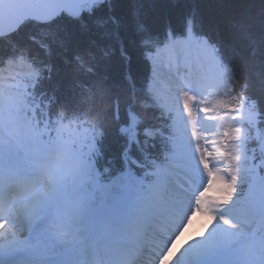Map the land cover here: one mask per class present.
Returning a JSON list of instances; mask_svg holds the SVG:
<instances>
[{
    "label": "trees",
    "instance_id": "1",
    "mask_svg": "<svg viewBox=\"0 0 264 264\" xmlns=\"http://www.w3.org/2000/svg\"><path fill=\"white\" fill-rule=\"evenodd\" d=\"M189 30L221 58V105L243 109L247 159L229 187L248 195L264 184V0H92L78 17L27 19L0 37V64L24 55L36 69L25 80L30 113L52 127L73 118L92 127L93 167L104 182L96 202H114L127 178L142 187L144 175L177 157L178 123L152 92L148 50ZM146 126L159 131L148 136Z\"/></svg>",
    "mask_w": 264,
    "mask_h": 264
},
{
    "label": "rangeland",
    "instance_id": "2",
    "mask_svg": "<svg viewBox=\"0 0 264 264\" xmlns=\"http://www.w3.org/2000/svg\"><path fill=\"white\" fill-rule=\"evenodd\" d=\"M163 49L164 48L162 47L161 49L157 50L155 52V55L152 57L153 66L155 67L154 88L160 101L166 106L167 109L174 112L175 117L181 123L180 130L182 132L179 136V144H181V146L180 149H178V151H180L176 161L173 163L168 162L166 164L167 166L161 170L163 171V174L161 175L162 177H159L155 181L154 185L151 188V193H159L161 189L167 190L168 186L165 185L163 181H165V179L170 180L172 177L166 172L171 169H173L172 171H175L181 168L185 171V173L191 176L199 186L202 185L204 179H206L205 176L211 169L213 172L212 174L214 180L210 187V191L213 193H221L225 189L224 176L226 178L228 177L227 162L229 158L227 156V152L233 154L234 159L238 160L240 163H242L245 159L243 141L246 137V128L243 127L241 123V111L240 109H236L234 113H228L224 111L223 108L218 105L215 98L217 96L216 90L214 92L213 99L208 98L200 101L199 108L202 111H205L206 114H199L198 122L183 120L179 116V112L184 108L188 109L189 111L191 110V99L189 98V104H187V106H183L179 101L178 103L180 104L178 105H169V91L166 90V86L164 85L165 83H163L165 80V78H163L164 72L167 73L166 67L168 64L162 56ZM11 62L13 61L9 60V64ZM25 67L26 68L23 67V70L19 69L15 73L19 71H24L22 74L27 73L25 72V70L28 69V66ZM222 74V71L217 68V75L215 74L214 79L215 86L219 84ZM18 87L19 89H22L19 86V83H12V90H10L8 94L6 93L4 95V98L2 100L3 108L2 110H0V138H3L5 140L6 144L12 149L13 153H16V155L18 154V157L16 159H18V162L22 164L20 165V163L12 162L11 166L14 167L16 165H19L21 166L20 168L23 169L26 168V166L28 167L30 165L34 167L40 166V163H42L43 167H38V169L40 168V172L41 170L49 171L50 175L56 173L60 177L63 176L65 172V176L63 178L61 177L65 185H63V193L65 199L68 203L77 205L80 213L85 212L87 198L83 196V200H76L75 198L80 195V192L77 191L76 187L74 186L78 183L83 173L75 177L74 175H76V169H83L84 167V170H86L87 164L85 162L86 157L83 153V148L86 147V143L91 142L89 129L82 127L81 129L77 130L74 125H70L62 119L55 120L56 123L54 124V127L48 125L46 122L45 127L48 130L53 128L54 134L57 135L58 142L61 143L51 144L52 157L49 162H46V158L44 157L42 150L44 143L38 145V149L36 152H34L31 149V146H28L26 143V136L28 138H33L36 131L23 129L21 127L23 126L22 124H14L15 119L19 123L17 118L18 116H22L25 118V115H21L20 111L22 110V105L25 103L26 99L21 90L17 91ZM13 112H15L16 114H12ZM11 123L12 125L10 126ZM197 123H201L203 128L197 130ZM57 124H60L59 128L56 126ZM38 132L39 130L37 131V133ZM209 145L212 146L214 151L212 158L207 157V150ZM1 148H4V146L0 145V149ZM78 150L80 151V155L78 161L75 162V155L77 154ZM32 154L34 155L32 156ZM65 154H67L74 162L73 164H71L70 162V165H68L67 167V159L65 157ZM32 157L35 161V164ZM0 158V164L6 162L2 154H0ZM85 175L88 177V173H86ZM60 177L59 182L61 179ZM87 177H85L86 179H84V181L88 179ZM227 180L229 183L231 182L230 179L227 178ZM97 184L100 185V183ZM48 190L49 189L47 188V185H45L40 194ZM210 195L211 193L208 191V198L210 197ZM230 196L231 194L229 193L228 197L225 196V198H231ZM33 199V201L36 202L35 205H43V203L44 205L46 204V200L44 199L41 202H39L37 198ZM121 199H123V203H121L120 205L121 210H124L127 213H129L130 211V213H132L134 203H137L138 201L137 198H133L130 200L129 193L128 196L125 195ZM259 200H261L260 194ZM223 201L225 202V200ZM62 204L63 203L62 199L60 198V191H58L56 195H48L46 205L48 212L52 213L55 218L65 220L68 225L72 226V230H76L77 227L74 215L71 213V211H69L67 214L62 212ZM99 210H102L104 212L110 211L109 209L100 206L98 208H94L90 212L89 216H85L86 218L83 215H79L80 219L82 218L81 220L87 223L91 222V220L97 216ZM230 210L231 207L227 208L226 213L222 215H212L210 220L207 219V226L205 227H200L199 221L196 219L197 221L195 222V225H198L199 227L196 230L194 229L195 232L189 233L188 228L183 230L185 235L188 229V233L191 235L190 237L193 238L191 239L192 241L190 247H188L186 243L184 244L186 238H183V243H181L180 245V251L187 253L186 257L190 261H192L193 264H195L200 258H203L205 262H208V264H214L211 261L212 259L209 257V251L205 245V240L207 236L212 234V232L216 234L218 228L216 223L218 221H221L220 227H224L225 224L229 228L227 239L231 245H234V243L239 242V240L247 237L245 236V233L252 228L251 223L255 222L254 217H247V223L240 222L238 219H234L237 215L233 214L234 212L239 214V211L233 210L231 212ZM18 220L21 224L20 218ZM261 229L262 226L259 230ZM251 239L252 241L249 245L251 255L254 258L259 259V262H256V264H264V234H262L261 231H258L257 233L253 234ZM210 241L211 240H208V242ZM242 248L243 247L238 248L233 255L228 256L233 259L231 264H238V262H240L241 264H252L246 259V256H243ZM235 260H237V262Z\"/></svg>",
    "mask_w": 264,
    "mask_h": 264
},
{
    "label": "bare ground",
    "instance_id": "3",
    "mask_svg": "<svg viewBox=\"0 0 264 264\" xmlns=\"http://www.w3.org/2000/svg\"><path fill=\"white\" fill-rule=\"evenodd\" d=\"M190 40H192V36L180 38L174 41L170 46L172 49H174V47H185L186 43ZM194 41L196 42V44H198L199 42L197 38L194 39ZM199 61L200 60L197 59L196 55L192 56L189 65L184 70L185 72L189 73L187 74L188 76H190L191 74L192 77L189 80V83L191 84H200V81L196 79L198 78V76L202 74V72H205V69L208 66L207 64H205L204 66H202L201 71L197 70ZM175 63H177V58H174L171 61V66H173ZM176 76H178L179 79ZM181 76L182 75H179V73L177 74L174 71L167 72V76H166L167 80L169 79V84L175 87V89H173L174 92L177 89H181V84H182L181 79H180ZM173 77H175V80L173 79ZM206 79L208 81L206 82V84L204 83V85L210 86L212 84L211 75L209 74L206 77ZM184 80H188V79H184ZM173 91L171 92L174 93ZM172 93H168L169 105L175 106L181 103L183 106H185L189 104L188 100L190 98V94L187 93L185 99L183 100L184 102L181 101L180 103H178L179 101L178 96L172 95ZM191 110H192V113L189 112L188 109L184 108L179 112V116L183 120H188L189 116H191V118H193L194 116L195 117L194 122H198V115L194 113L193 108ZM204 114H206L205 111L201 112V115H204ZM197 125H198L197 130H200L203 128L201 123L199 124L197 123ZM0 152H6V158L10 159L11 151L9 149L5 150V148H1ZM213 153H214L213 148L211 145H209L208 150H207V157L212 158ZM212 173L213 172L210 169L209 173H207V176L209 177ZM172 178L174 181L173 180L171 181L172 185L170 186V188L174 189L176 192L172 196V199L170 202H165L163 201L162 198L160 199L161 192L155 195V197H151L150 193L142 194V197L145 201V206L151 205L147 211H144V209L140 211L141 214H143L145 219H147L148 216H153L152 214L156 213V214L161 215V218L159 219L161 220L160 221L161 223L162 220L164 221V219H168L169 216L174 211L177 213V215H181L183 213L185 214L187 203L193 197L191 190L193 188L198 189V187L194 185L193 183H190L189 180L183 176L181 169L174 171L172 173ZM197 198H198L197 199L198 200V211L196 213V216L198 215L200 216L199 218V220L201 221L200 227H204L206 218L209 216L211 212H213V207L217 204L218 200L217 199L207 200L204 193H202L201 191L199 195L197 196ZM120 204L110 212H104L102 210H99V213L97 214V216L94 217L90 223L85 224L83 227H80L73 232L66 231L62 235H54V234H49V233H36L32 236V238L30 237L31 241L30 240L23 241L21 239V237L24 236V234H21V235L18 234L20 230V226L18 225L17 220L13 222L15 226H10L9 224L11 222L10 223L0 222V247L5 248L6 250H9V251L17 249L16 247H18L25 251L38 252L40 253L39 254L40 258L46 259L47 257H52L54 258V260H60V259L67 260V259L72 258L73 251L76 250V248H78L79 251L85 250V251L98 254L97 247H96V241H97L96 238L101 232V230L105 227V220L109 218L108 214L114 215V221H112V223L114 222V224H117L118 226L123 227V231H118L116 233V231L113 230L111 232L113 234L112 243L115 245L119 244L120 246H122L123 243H125V241L119 242L121 239V236H122L121 240H123L125 238L124 233H128L129 231H136V228L134 227L135 224L133 223L130 217L125 219V217L128 214L120 210L121 209ZM34 207L35 206L29 207L25 205V208H27L26 212L28 213L29 211L34 210ZM119 212L120 214H118ZM188 213L189 212H187V214ZM13 214L15 215V212H13ZM13 218H16V217L13 216ZM138 224L140 225V223ZM147 224L148 223H146L145 226ZM142 229L144 230V224L142 225ZM188 229H189V233H192L195 229V225L188 226ZM188 229L185 235H184V231H182L181 228H179L177 232L175 233V235L169 236L168 240L160 246L159 250L161 253H160L159 258L155 260V264H170V263L171 264H190V260L186 257L187 253L180 251V247H181L180 245L181 243H183V238H186V241L184 242V244L186 243L188 247H190L191 245V241H192L191 239L193 237H190L191 235L188 233ZM81 236H83V239H81ZM128 244L129 246H131L132 244H135L134 240L133 242L132 241L128 242ZM110 253L112 255V251ZM84 260H85L84 256H80L76 258V261L80 263H84ZM198 264H206V262H204L203 259H200Z\"/></svg>",
    "mask_w": 264,
    "mask_h": 264
},
{
    "label": "water",
    "instance_id": "4",
    "mask_svg": "<svg viewBox=\"0 0 264 264\" xmlns=\"http://www.w3.org/2000/svg\"><path fill=\"white\" fill-rule=\"evenodd\" d=\"M90 0H0V36L16 30L26 19L49 21L62 12L77 17Z\"/></svg>",
    "mask_w": 264,
    "mask_h": 264
}]
</instances>
